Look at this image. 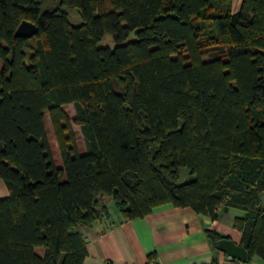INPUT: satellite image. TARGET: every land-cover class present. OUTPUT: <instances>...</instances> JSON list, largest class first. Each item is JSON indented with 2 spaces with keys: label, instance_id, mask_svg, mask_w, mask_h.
<instances>
[{
  "label": "trees",
  "instance_id": "16d2710c",
  "mask_svg": "<svg viewBox=\"0 0 264 264\" xmlns=\"http://www.w3.org/2000/svg\"><path fill=\"white\" fill-rule=\"evenodd\" d=\"M232 1L0 0V264H83L102 194L125 219L240 208L248 263L264 258V0ZM24 19L34 36H15Z\"/></svg>",
  "mask_w": 264,
  "mask_h": 264
},
{
  "label": "crops",
  "instance_id": "0c3cea01",
  "mask_svg": "<svg viewBox=\"0 0 264 264\" xmlns=\"http://www.w3.org/2000/svg\"><path fill=\"white\" fill-rule=\"evenodd\" d=\"M238 7L232 1V11ZM8 195L0 179V198ZM261 197L264 202V192ZM101 201L107 204V213L80 228L87 244L83 264H148L151 253L156 254L153 260L157 264H217L225 252L215 245L207 229L241 243L242 233L233 222L245 211L237 207L225 210L221 206L218 219H212L189 206L163 203L144 217L125 219L110 195L102 194ZM38 251L43 253L44 248ZM251 264H264V258L255 254Z\"/></svg>",
  "mask_w": 264,
  "mask_h": 264
},
{
  "label": "rangeland",
  "instance_id": "374dc122",
  "mask_svg": "<svg viewBox=\"0 0 264 264\" xmlns=\"http://www.w3.org/2000/svg\"><path fill=\"white\" fill-rule=\"evenodd\" d=\"M52 2H56V0H51ZM105 1V8H111V4L109 2V0H104ZM243 0H233V3L235 6H239L238 10L241 8V4H242ZM237 10V11H238ZM236 12V11H234ZM68 14H69V19L72 23L74 24H79L82 22V16L80 13L79 8H70L68 9ZM131 37H134V33L132 34ZM100 45H109L111 47L115 46L116 42L114 40V37L112 34H106L99 42ZM66 109L69 111L70 116L74 119V117L76 116V111L74 108L73 104H69ZM46 124H47V128L49 130V137H50V142H51V148L54 152V156H56V160L57 162L62 165V159H61V155L59 153V149H58V144L57 141L55 139L54 133H53V129L50 123V119L49 116L47 115L46 117ZM73 127L76 130V137H77V141L79 144V147L81 150H84L86 148V141L84 138V135L81 132V128L80 125L75 123L73 120ZM194 175L190 173L189 169L187 167H181V172H180V178H179V182H185V181H189L191 179H193ZM112 205V204H111ZM114 207V205H112ZM111 206V207H112Z\"/></svg>",
  "mask_w": 264,
  "mask_h": 264
},
{
  "label": "water",
  "instance_id": "95a60500",
  "mask_svg": "<svg viewBox=\"0 0 264 264\" xmlns=\"http://www.w3.org/2000/svg\"><path fill=\"white\" fill-rule=\"evenodd\" d=\"M38 30L39 27L35 22L24 19L18 25L15 31V36L32 37L38 32ZM215 243L216 246L226 254L243 260L246 263L249 262L250 252L243 244L238 243L227 236L218 239Z\"/></svg>",
  "mask_w": 264,
  "mask_h": 264
},
{
  "label": "built area",
  "instance_id": "2783aa9c",
  "mask_svg": "<svg viewBox=\"0 0 264 264\" xmlns=\"http://www.w3.org/2000/svg\"><path fill=\"white\" fill-rule=\"evenodd\" d=\"M217 264H249L248 262H244L238 258H234L233 256L226 254L224 255L223 261Z\"/></svg>",
  "mask_w": 264,
  "mask_h": 264
}]
</instances>
